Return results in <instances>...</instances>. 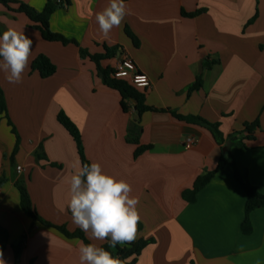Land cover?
Instances as JSON below:
<instances>
[{"label":"crops","instance_id":"0c3cea01","mask_svg":"<svg viewBox=\"0 0 264 264\" xmlns=\"http://www.w3.org/2000/svg\"><path fill=\"white\" fill-rule=\"evenodd\" d=\"M15 1L38 12L54 2ZM65 2L52 15L51 30L93 55L118 47L115 58L102 62L105 68L114 69L122 54L132 57L151 80L141 91L157 111L142 115L139 145L129 143L128 129L138 119L134 104L124 112L121 95L104 85L96 64L76 45L44 40L25 14L0 3V31L12 28L33 40L21 83H8L0 71L8 109L0 113V226L9 233L5 264H16L13 246L21 247L19 264H79L81 240L35 223L22 210L17 188L18 182L25 185L46 221L71 233L81 230L68 203L70 178L82 162L76 142L58 120L61 112L81 132L90 163L126 180L131 195L139 198L134 241L155 242L136 264H264V208L251 214L253 233L244 235L247 194L235 176L237 169L264 193V0H125L127 15L107 38L95 16L109 0ZM197 11H202L197 17L184 16ZM40 55L57 68L46 79L32 70ZM198 78L202 88L189 93ZM173 113L219 123L225 139H245L247 147L219 145L206 128ZM256 122L247 140L246 125ZM139 146L151 149L136 157ZM224 156L234 165L218 171L194 203L186 202L183 193L215 171ZM84 234L97 246L106 243Z\"/></svg>","mask_w":264,"mask_h":264},{"label":"trees","instance_id":"16d2710c","mask_svg":"<svg viewBox=\"0 0 264 264\" xmlns=\"http://www.w3.org/2000/svg\"><path fill=\"white\" fill-rule=\"evenodd\" d=\"M0 3L4 5L6 8H8L10 11L25 14L34 24L33 27L38 31H40L44 40L48 42H60L64 45H69V44L76 45L80 49V55L82 57H89L96 64L99 76L102 78L104 85L114 91H117L121 95L122 108L124 112L127 113L129 111L128 103L134 104V109L138 116V119L132 121L128 129L127 140L129 143L139 145V137L142 132V127H141L142 115L147 112H155L157 110L147 105L146 93L142 92L141 88L134 86L128 79L115 78L113 76L114 74L113 68L111 67L105 68L102 66L103 61L111 60L116 57L119 48L105 47L106 52L104 54L93 55L89 53L88 50L83 49L76 40H70L64 37L63 35L54 33L50 28V20L52 18V15L55 13V11L59 6L55 2L50 1L42 12H38L32 7L15 0H0ZM200 13H202V11H197L195 13H184V16L194 18L200 15ZM126 32L128 36L133 40L135 46L138 47L139 46L138 39L129 30H127ZM0 34H2L1 31ZM32 70L38 71L41 77L46 79L53 76L56 73L57 68L50 61L48 57L44 55H40L34 61L32 65ZM202 86H203L202 79L198 78L197 81L189 88V93L199 90L200 88H202ZM7 112L8 109H7L5 93L3 89L0 87V113L7 114ZM173 115L182 122L198 125L206 128L208 131L212 133L216 142L219 145H224L228 141L230 145H240L247 147L244 143L245 139L241 140L233 136L229 137L228 139H225L224 135L220 130L219 123L212 124L198 116H182L176 113H173ZM58 120L60 124L69 132V134L73 137L74 141L76 142L82 164L85 163L90 164V161L86 157L85 148L82 141V135L78 127L70 120V118L64 112H61L59 114ZM9 123L11 126H13L10 121ZM256 127H258V122L254 124L246 125V132L248 133V136L246 137L247 140L252 139L251 135L253 134V131ZM13 132L14 134L17 135L14 127H13ZM17 139L19 144L18 136ZM150 149L151 147L139 146L135 156L138 157L141 154H143L145 151ZM229 164L234 165L233 158L231 156L222 157L215 171L208 172L198 177L192 189L187 190L183 193L184 200L188 203H194L197 199L198 193L211 182L215 174ZM235 176L247 194V203L245 209L246 217L242 224V232L244 235H251L253 233L251 214L255 210L264 208V193H262L258 188L251 185L247 177L242 176L237 169H235ZM17 188L20 191V195H21L22 210L28 216H30L35 223H40L44 226L55 228L68 238L80 239L85 244L91 243L81 230H77L71 233L67 230L65 226H56L43 219L36 211L25 185L22 182H18ZM8 242H9V233L4 227L0 226V252H2L3 254L8 248ZM154 242L155 241L153 239H149V240L140 239L137 241H133L131 243H126L124 245H117L115 248H111L109 247V244L106 241L103 247L106 250L110 251L114 257L119 258L122 261V264H136L137 259L141 255L142 251L149 245L153 244ZM20 248H21L20 246H13V250L16 258V264H19Z\"/></svg>","mask_w":264,"mask_h":264},{"label":"clouds","instance_id":"9594fccd","mask_svg":"<svg viewBox=\"0 0 264 264\" xmlns=\"http://www.w3.org/2000/svg\"><path fill=\"white\" fill-rule=\"evenodd\" d=\"M125 0H109L95 19L100 33L107 38L114 27H119L127 15ZM33 40L12 28L0 34V71L8 83L18 84L29 67ZM132 186L102 170L97 162L82 164L70 178L68 209L74 224L89 239L107 241L109 247L135 240L141 220L139 198L132 196ZM79 264H122L110 251L95 243L81 241L78 248ZM0 264H5L0 252Z\"/></svg>","mask_w":264,"mask_h":264},{"label":"built area","instance_id":"2783aa9c","mask_svg":"<svg viewBox=\"0 0 264 264\" xmlns=\"http://www.w3.org/2000/svg\"><path fill=\"white\" fill-rule=\"evenodd\" d=\"M56 3L59 6L66 5L65 0H56ZM113 76L115 78L128 79L134 86L138 88H149L151 86V80L149 77L138 70L133 58L126 53L121 55L116 67L114 68ZM187 143L189 145H194L195 140L193 138H188ZM17 172L21 173L22 167L18 166Z\"/></svg>","mask_w":264,"mask_h":264},{"label":"water","instance_id":"95a60500","mask_svg":"<svg viewBox=\"0 0 264 264\" xmlns=\"http://www.w3.org/2000/svg\"><path fill=\"white\" fill-rule=\"evenodd\" d=\"M54 2L56 3V0H54ZM225 150H227V149L225 148Z\"/></svg>","mask_w":264,"mask_h":264}]
</instances>
